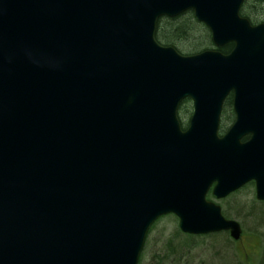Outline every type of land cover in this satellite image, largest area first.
<instances>
[{
  "label": "water",
  "instance_id": "obj_1",
  "mask_svg": "<svg viewBox=\"0 0 264 264\" xmlns=\"http://www.w3.org/2000/svg\"><path fill=\"white\" fill-rule=\"evenodd\" d=\"M244 1L0 0V264H137L169 213L240 237L205 195L253 180L264 200V24ZM188 10L229 53L156 42L158 19Z\"/></svg>",
  "mask_w": 264,
  "mask_h": 264
},
{
  "label": "rangeland",
  "instance_id": "obj_2",
  "mask_svg": "<svg viewBox=\"0 0 264 264\" xmlns=\"http://www.w3.org/2000/svg\"><path fill=\"white\" fill-rule=\"evenodd\" d=\"M247 7L244 13L249 14L248 20L252 24H264V3L257 5L249 0ZM181 19L193 24L188 39L177 40L167 46L173 47L181 55H192L196 51L212 48L209 39L206 41L205 38L209 34L208 30L195 21L191 12L182 15ZM198 44L202 46L193 51L192 47ZM191 111L190 102L181 105L179 117L183 126H186ZM230 124L227 108L221 129L226 131ZM210 200L220 206L226 218L241 225L243 235L239 242L234 243L227 234L200 237L183 235L178 229L177 218L169 215L158 220L149 231L138 264H263L264 203L259 204L255 200L253 186H246L221 201ZM242 246L253 253L243 256Z\"/></svg>",
  "mask_w": 264,
  "mask_h": 264
},
{
  "label": "trees",
  "instance_id": "obj_3",
  "mask_svg": "<svg viewBox=\"0 0 264 264\" xmlns=\"http://www.w3.org/2000/svg\"><path fill=\"white\" fill-rule=\"evenodd\" d=\"M249 0H246L245 4L242 7L241 15L242 17H245L248 19L249 14L244 13L245 10L248 9L247 3ZM253 4H260L258 0H253ZM182 16L173 18V19H162L158 22L157 30H156V40L160 43H164V45H171L175 41L180 40H187L189 32L191 28L193 27L192 22L189 20H183L181 19ZM194 23V22H193ZM206 41H210L209 34L206 35ZM204 41V40H203ZM205 42V41H204ZM161 44V43H160ZM206 44V43H205ZM199 46H202L201 44L195 45L192 47L193 51H196L199 48ZM231 49V45H228L226 47H223L222 49H219L221 52L226 53ZM198 52V51H196ZM264 264V263H263Z\"/></svg>",
  "mask_w": 264,
  "mask_h": 264
},
{
  "label": "flooded vegetation",
  "instance_id": "obj_4",
  "mask_svg": "<svg viewBox=\"0 0 264 264\" xmlns=\"http://www.w3.org/2000/svg\"><path fill=\"white\" fill-rule=\"evenodd\" d=\"M228 108L229 112H230V120L231 122L234 121V113H233V109H232V101L230 98H228L224 103H223V106H222V111H221V120L223 121V117H224V114H225V111L226 109ZM221 133H224V131L220 130ZM250 186H253L254 188V193H255V183L254 182H250L249 183ZM232 196V195H230ZM230 196L224 198V199H227L229 198ZM224 199H221V200H224ZM219 200V201H221ZM257 201V200H256ZM257 203L261 204V203H264V201H257ZM249 214V213H248ZM242 250H243V256L247 257L249 255H251L253 252L249 251L245 246H242Z\"/></svg>",
  "mask_w": 264,
  "mask_h": 264
}]
</instances>
